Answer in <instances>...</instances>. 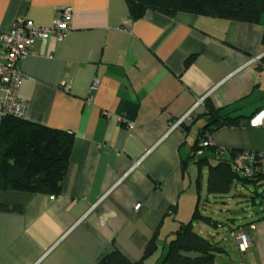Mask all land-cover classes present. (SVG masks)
Segmentation results:
<instances>
[{
  "label": "crops",
  "instance_id": "crops-1",
  "mask_svg": "<svg viewBox=\"0 0 264 264\" xmlns=\"http://www.w3.org/2000/svg\"><path fill=\"white\" fill-rule=\"evenodd\" d=\"M64 7L69 35L33 43L20 63L19 95L26 121L73 134L68 169L56 196L0 191V204L22 208L0 211V264H97L114 249L139 260L152 237L156 249L143 264H161L176 229L211 197L202 200L205 168L199 182L194 162L181 168L203 104L173 125L202 98L246 116L264 107V14L258 24L187 12L131 20L127 0H0V32L24 18L48 26ZM120 113L132 128L118 122ZM211 137L217 147L264 153V126L224 127ZM206 153L213 155L195 158ZM259 198L226 234L212 217L211 233L193 223L223 249L218 264H264ZM239 225L249 238L244 251L229 235Z\"/></svg>",
  "mask_w": 264,
  "mask_h": 264
},
{
  "label": "trees",
  "instance_id": "trees-1",
  "mask_svg": "<svg viewBox=\"0 0 264 264\" xmlns=\"http://www.w3.org/2000/svg\"><path fill=\"white\" fill-rule=\"evenodd\" d=\"M127 7L131 20L141 18L148 11L168 17L178 12H187L258 24L264 14V0H127ZM261 45L264 47V24L261 29ZM202 104L204 112L200 117L204 118V122L192 143L190 155L181 160L182 170L189 162H194L199 182L200 171L205 168L206 192L213 197L230 195L236 184L244 187L263 185L264 169L251 176L243 175L235 163L239 151L221 152L211 137L215 131L224 127H246L250 116L236 113V109L231 107H216L207 98L203 99ZM191 114L186 120H190ZM73 140V134L69 132L25 119L3 117L0 120V191L58 195L68 169ZM202 141H208L207 145H200ZM204 151H210L213 155L195 158ZM213 159L215 162L212 163ZM260 196L264 194L255 191L250 198L254 200V197ZM0 211L21 212L22 208L0 204ZM198 222L214 227L217 225L210 216L201 213L196 204L190 220L181 223L168 242L161 264H218L216 257L223 249L211 238L194 231L193 223ZM155 249V238L152 237L139 260H132L119 249H114L101 255L97 264H143V260L153 254Z\"/></svg>",
  "mask_w": 264,
  "mask_h": 264
},
{
  "label": "built area",
  "instance_id": "built-area-1",
  "mask_svg": "<svg viewBox=\"0 0 264 264\" xmlns=\"http://www.w3.org/2000/svg\"><path fill=\"white\" fill-rule=\"evenodd\" d=\"M71 8L64 7L53 18L48 26H36L28 19L16 20L7 31L0 32V120L3 117L11 116L24 119L27 111L26 101L20 97L19 89L25 78L21 70L20 63L31 52V47L36 40H45L53 38L56 41L64 40L70 33L69 24ZM257 56L251 58L248 64L258 61ZM97 82L94 81L92 88H95ZM203 102L200 99L193 108L187 112L173 127L189 118L191 112ZM118 122L127 128H132L133 123L127 119L125 113L117 116ZM248 125L251 127L264 126V107L256 110L249 118ZM211 142V141H209ZM207 142H201L200 145H207ZM221 152H227L228 148H219ZM236 167L246 176H251L254 172L264 169V153L239 151L235 156ZM136 209L139 206H135ZM254 228L253 225L250 226ZM237 243L238 248L244 251L249 246L248 235L241 229L229 232Z\"/></svg>",
  "mask_w": 264,
  "mask_h": 264
},
{
  "label": "rangeland",
  "instance_id": "rangeland-1",
  "mask_svg": "<svg viewBox=\"0 0 264 264\" xmlns=\"http://www.w3.org/2000/svg\"><path fill=\"white\" fill-rule=\"evenodd\" d=\"M199 124L202 125L203 121L200 120ZM207 156H210L209 153H206ZM215 160H212V163ZM204 184L206 186V171L204 173ZM257 193H264V185H260L254 187L252 185L248 186H241L240 184H236L232 187L230 196H223V197H209L208 203L205 204L204 209L202 208L201 211L204 215L210 216L213 219L219 221L221 226L219 227V234L223 235L228 232L229 227L232 228V223L237 224L239 221L246 222L247 216L249 211H251V207L255 208L259 206L260 198L254 197L256 202V206H253L250 201V197L254 195V192ZM240 195H237L238 193ZM207 193H203V202L207 197ZM232 220V221H231ZM196 231L199 227L205 228V230L209 233L213 232L211 226L203 225L201 223L196 224L194 223ZM205 237H208L206 232L202 234Z\"/></svg>",
  "mask_w": 264,
  "mask_h": 264
}]
</instances>
